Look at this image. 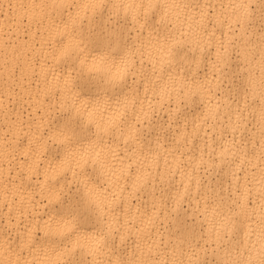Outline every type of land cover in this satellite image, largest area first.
Returning <instances> with one entry per match:
<instances>
[{
    "label": "snow or ice",
    "instance_id": "obj_1",
    "mask_svg": "<svg viewBox=\"0 0 264 264\" xmlns=\"http://www.w3.org/2000/svg\"><path fill=\"white\" fill-rule=\"evenodd\" d=\"M0 15V264H264V0Z\"/></svg>",
    "mask_w": 264,
    "mask_h": 264
},
{
    "label": "bare ground",
    "instance_id": "obj_2",
    "mask_svg": "<svg viewBox=\"0 0 264 264\" xmlns=\"http://www.w3.org/2000/svg\"><path fill=\"white\" fill-rule=\"evenodd\" d=\"M0 2L7 3V0H0ZM11 22L6 15H0V33L9 31Z\"/></svg>",
    "mask_w": 264,
    "mask_h": 264
}]
</instances>
